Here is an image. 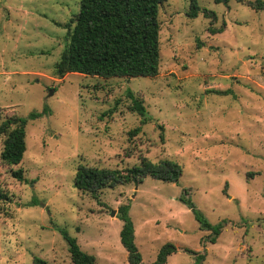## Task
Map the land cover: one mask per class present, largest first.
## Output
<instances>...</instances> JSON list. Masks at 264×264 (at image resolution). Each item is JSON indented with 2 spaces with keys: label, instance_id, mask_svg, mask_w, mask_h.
Masks as SVG:
<instances>
[{
  "label": "rangeland",
  "instance_id": "obj_1",
  "mask_svg": "<svg viewBox=\"0 0 264 264\" xmlns=\"http://www.w3.org/2000/svg\"><path fill=\"white\" fill-rule=\"evenodd\" d=\"M253 1L198 0L195 18L188 0L161 4L154 78L60 79L55 65L80 0H0V123L48 111L28 121L22 162L0 163V264H71L57 228L95 264H128L117 218L126 204L144 264L166 243L177 248L166 264H194L188 251L205 252L201 264H264V11ZM127 91L145 119L130 111ZM139 156L179 165L178 183L146 177L95 197L74 188L79 164L123 170ZM17 169L23 182L11 176ZM180 198L223 223L215 244Z\"/></svg>",
  "mask_w": 264,
  "mask_h": 264
},
{
  "label": "trees",
  "instance_id": "obj_2",
  "mask_svg": "<svg viewBox=\"0 0 264 264\" xmlns=\"http://www.w3.org/2000/svg\"><path fill=\"white\" fill-rule=\"evenodd\" d=\"M166 1L80 0L79 12L70 21L73 26L69 24L65 26L68 30V39L60 54V60L55 65V75L60 79L73 73L102 79L156 77L160 62L158 13L160 5ZM188 1V15L195 18L200 12L198 0ZM213 1L216 4H227L230 1L240 4L245 2V0ZM248 6L256 11H264L262 0L249 2ZM210 31L212 34L221 33L222 28L210 29ZM127 95L131 101L130 111L145 119L146 109L143 102L135 98L131 91H127ZM47 112L44 108L42 112L30 113L26 118L13 116L0 123V138H2L0 163L14 167L22 162L26 151V125L28 121L47 115ZM140 132L141 127H136L129 131L128 135L135 137ZM160 138L163 143L162 133ZM138 160V166L123 170L79 164L73 180L74 188L95 197L106 188L125 184L138 186L146 177L172 184L178 183L181 177V167L168 160L153 163L145 156H139ZM11 176L19 182L24 181L22 169L12 170ZM6 199L7 195L0 190V200ZM179 200L192 211L199 229L210 232V236L204 240L215 244L223 229V223L212 226L190 201L182 198ZM129 209V204L118 208L117 218L122 222L119 232L120 244L126 251L128 264H144L135 243L134 226L129 217ZM57 231L68 245L71 264H95V258L82 251L75 238L70 237L63 229L57 228ZM176 252L177 248L173 244L166 243L150 264H166L168 258ZM188 252L196 257L194 264H201L205 258V252ZM33 264L47 263L39 258H33Z\"/></svg>",
  "mask_w": 264,
  "mask_h": 264
},
{
  "label": "water",
  "instance_id": "obj_3",
  "mask_svg": "<svg viewBox=\"0 0 264 264\" xmlns=\"http://www.w3.org/2000/svg\"><path fill=\"white\" fill-rule=\"evenodd\" d=\"M114 215V211L111 213V216H113Z\"/></svg>",
  "mask_w": 264,
  "mask_h": 264
}]
</instances>
